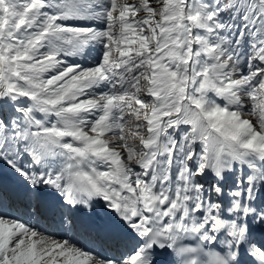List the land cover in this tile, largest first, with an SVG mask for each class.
<instances>
[{
    "label": "snow or ice",
    "instance_id": "snow-or-ice-1",
    "mask_svg": "<svg viewBox=\"0 0 264 264\" xmlns=\"http://www.w3.org/2000/svg\"><path fill=\"white\" fill-rule=\"evenodd\" d=\"M0 167V264H264V0H0Z\"/></svg>",
    "mask_w": 264,
    "mask_h": 264
},
{
    "label": "bare ground",
    "instance_id": "bare-ground-1",
    "mask_svg": "<svg viewBox=\"0 0 264 264\" xmlns=\"http://www.w3.org/2000/svg\"><path fill=\"white\" fill-rule=\"evenodd\" d=\"M0 175L8 177V179L5 183V187L9 188V186L11 185L9 188V190H11L14 187L16 177H14L13 174L4 167H0ZM10 179H12V180H10ZM9 213H10V211H9Z\"/></svg>",
    "mask_w": 264,
    "mask_h": 264
}]
</instances>
